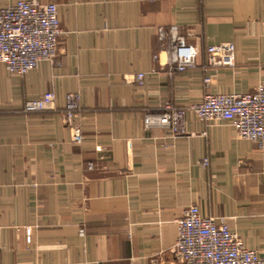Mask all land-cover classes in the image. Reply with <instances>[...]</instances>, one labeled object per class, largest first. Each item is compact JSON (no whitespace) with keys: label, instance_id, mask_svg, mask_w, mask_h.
Wrapping results in <instances>:
<instances>
[{"label":"crops","instance_id":"crops-1","mask_svg":"<svg viewBox=\"0 0 264 264\" xmlns=\"http://www.w3.org/2000/svg\"><path fill=\"white\" fill-rule=\"evenodd\" d=\"M42 1L58 5L55 60L25 75L0 63V264H177L176 221L192 204L264 254V151L192 111L179 137L144 125L167 102L264 82V0ZM171 26L199 49L198 68L173 77L154 59L158 28ZM225 41L236 65L204 73L206 47ZM139 72L143 85L127 81ZM47 91L54 110L23 111ZM70 92L81 97L80 143L63 116Z\"/></svg>","mask_w":264,"mask_h":264},{"label":"built area","instance_id":"built-area-1","mask_svg":"<svg viewBox=\"0 0 264 264\" xmlns=\"http://www.w3.org/2000/svg\"><path fill=\"white\" fill-rule=\"evenodd\" d=\"M62 33L58 5L42 0H17L0 7V63L7 71L25 75L36 69L43 61H54L59 50ZM159 51L155 61L173 77L177 73L198 68L199 49L187 40L177 26L159 27L157 30ZM237 47L233 41H225L206 47L204 73L216 66L236 65ZM147 74L139 72L128 78L129 83L143 85ZM211 77L204 76L208 87ZM56 96L47 91L42 96L25 102L24 112L54 110ZM192 111L207 123L227 122L242 139L256 143L264 151V82L254 92L214 93L206 91L201 100L189 105L167 102L162 112L147 113L146 128L161 127L171 137L187 133L186 116ZM81 112V97L78 92L66 96L63 116L74 142L83 141L84 135L76 122ZM205 166L209 159L203 160ZM97 163H87L94 169ZM177 223V239L172 247L177 264H264V254L248 248L238 233L231 230L226 217L203 216L198 205L188 206ZM30 229L27 240H31Z\"/></svg>","mask_w":264,"mask_h":264},{"label":"rangeland","instance_id":"rangeland-1","mask_svg":"<svg viewBox=\"0 0 264 264\" xmlns=\"http://www.w3.org/2000/svg\"><path fill=\"white\" fill-rule=\"evenodd\" d=\"M262 69H264V67H262ZM3 90H4V88H3V83H2V81L0 80V92L3 91Z\"/></svg>","mask_w":264,"mask_h":264}]
</instances>
